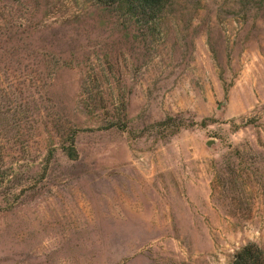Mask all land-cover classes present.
<instances>
[{"label":"rangeland","instance_id":"1","mask_svg":"<svg viewBox=\"0 0 264 264\" xmlns=\"http://www.w3.org/2000/svg\"><path fill=\"white\" fill-rule=\"evenodd\" d=\"M103 7L0 0V264L264 253V0Z\"/></svg>","mask_w":264,"mask_h":264},{"label":"trees","instance_id":"2","mask_svg":"<svg viewBox=\"0 0 264 264\" xmlns=\"http://www.w3.org/2000/svg\"><path fill=\"white\" fill-rule=\"evenodd\" d=\"M103 8H118L131 20L139 22L140 18L161 19L166 13L171 0H94ZM69 157L75 159L73 147L69 149ZM229 264H264V253L256 246L249 245L238 252Z\"/></svg>","mask_w":264,"mask_h":264},{"label":"water","instance_id":"3","mask_svg":"<svg viewBox=\"0 0 264 264\" xmlns=\"http://www.w3.org/2000/svg\"><path fill=\"white\" fill-rule=\"evenodd\" d=\"M208 147H211V144L210 143H208V145H207Z\"/></svg>","mask_w":264,"mask_h":264}]
</instances>
